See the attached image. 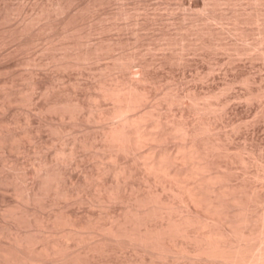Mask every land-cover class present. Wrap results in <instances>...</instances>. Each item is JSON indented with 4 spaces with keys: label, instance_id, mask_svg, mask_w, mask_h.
Instances as JSON below:
<instances>
[{
    "label": "bare ground",
    "instance_id": "6f19581e",
    "mask_svg": "<svg viewBox=\"0 0 264 264\" xmlns=\"http://www.w3.org/2000/svg\"><path fill=\"white\" fill-rule=\"evenodd\" d=\"M42 8L31 19L34 24L50 11H61L63 4L61 0L56 1L50 7L52 10L46 6L49 12ZM8 11H1L0 20L7 17ZM23 31L19 27L5 38H18ZM2 39L0 44L7 42ZM78 42L60 46L65 51L60 52L59 56H63L58 59L57 54H51L56 57L54 61L63 67H75L72 65H80L111 49V45H100L102 41L94 47ZM125 55L116 56L108 68V77L104 75L106 71H100V76L94 77L96 83L86 92L59 89L60 92L52 94L50 87L54 86L33 73L22 80L23 87L18 86L15 79L0 82V107L4 110L16 103L25 106L40 93L45 99L34 103L35 108L41 114L59 117L58 122H39L52 132L49 143L55 144L54 154L48 153L42 144L29 161H19V156L17 159L12 155L2 157L5 152L1 154L0 264H117L108 256L123 247L131 248L130 259L140 264H264L263 192L259 193L261 189L254 184L246 186L249 184L245 181L232 182V176L226 175L230 166L215 158L231 147L226 146L228 142L224 143L219 125L214 124L209 114L213 103L210 100L217 94L211 89L208 92L192 89L184 94L190 100L188 108L181 109L179 115L176 113L178 117L164 115L159 108L157 110L161 102L154 100L161 98L174 106L184 97L183 93H173L172 86L171 90L162 89L161 93L152 91L154 79L144 67L136 78L118 74V69L129 70L127 57L131 61L137 56L127 54L125 58ZM86 96L91 100L85 99ZM192 115L195 118H191ZM29 116L21 132L32 137L38 130ZM11 117L5 118L9 124ZM88 121L98 123V129H91ZM1 126L2 151L25 148L12 128ZM74 126H79L81 133L72 134L74 130L70 132V129ZM81 150L85 151L83 155L91 156L93 164L84 163L83 174L72 176L71 165L69 172L65 166L72 164ZM74 159L76 161V157ZM79 163L73 162L75 166ZM5 193L12 195L6 198ZM76 202L99 203V206L117 203L119 209H109L106 216L101 214L103 217L98 213L81 216L78 210L70 209L69 205ZM47 208H52V213ZM164 258L171 259L168 262ZM161 259L167 263H160Z\"/></svg>",
    "mask_w": 264,
    "mask_h": 264
},
{
    "label": "rangeland",
    "instance_id": "374dc122",
    "mask_svg": "<svg viewBox=\"0 0 264 264\" xmlns=\"http://www.w3.org/2000/svg\"><path fill=\"white\" fill-rule=\"evenodd\" d=\"M56 1L58 0H0L2 13L4 11L7 12L9 9L7 17L0 20V30L2 31H0V41L2 37L4 38L2 40L7 41L0 44L1 83L4 80L15 79V81L18 80V82L16 81L18 86L23 87L25 82L22 80H25L30 73H33L35 77L41 78L42 81L44 80V83L54 86V88L50 87V93L52 92V94L56 91L60 92L59 89H76L78 91L81 89V92H86L87 88L92 86L94 82L96 83L97 78L94 79V77H99L100 71H106L107 75H104L108 77L110 70L108 68L112 66L116 56H123L126 53L128 55H137L134 56L136 58H133V61H130L126 54L127 56L125 55L124 57H127L128 63L130 62L128 64V66L130 65L129 70L118 69L116 72L120 75L125 73L129 77L136 78L144 67V70L146 68L149 76L151 75L153 78L150 77L154 79V83L151 84L154 88H151L153 89L152 91L155 90L154 92L158 93L166 89H172V92L176 94L183 93L182 95L188 94L192 89L200 90L201 92H208L210 89L214 90L217 95H214L211 100L209 99L213 102L212 108L209 109L212 113L209 111V114H211V117L213 116L214 124L221 126H218L219 133L224 137L226 141L224 143L228 142L226 146H231L222 155H215V158L227 163V167L230 166L226 169V173L228 172L226 175L232 176L231 178L229 177L233 180L232 182L245 181V184H249L246 185L248 187L251 186L250 184H254L258 187V190L261 189L259 193L262 194L263 192L264 195V0H61L63 4L61 11H54L55 14L53 11H50L49 14L45 12L46 17L44 15L42 20L40 19L41 21L38 20V24L37 22L35 24L31 22V19L35 18L36 13L43 6L42 9H45L46 6L48 9L49 5L50 9ZM65 1L68 2L66 3ZM86 8L87 10H85ZM47 9L45 10L47 11ZM1 11L0 14L3 15ZM257 11L260 13L259 16ZM254 14L258 16V21L255 19ZM47 24L49 25L47 26ZM19 27L24 29L23 33H21L22 35H18V38H13L14 40L5 38L8 33L19 29ZM25 30L29 31L25 32ZM77 40L80 41L78 42ZM72 41L73 45H75V41L76 43L81 42L84 44H82L83 46L87 47H94L102 41L100 45H111V49H106L107 52L104 50L103 54L100 53V55L98 54L99 56H95L94 59L83 62L80 65H72L75 67L60 66L61 64L55 62L56 57L58 59L63 56H59L60 52L63 50L61 53L63 54L65 51L60 46L70 45ZM53 47L54 49H52ZM51 54H57V56L55 55L56 57L53 58ZM248 86L250 87L247 88ZM185 95L182 98L184 101L180 98L182 101L178 99L174 106L166 104V101L164 102L163 99L162 101L161 98L154 100L158 104L161 102L160 106L162 105L161 108L158 105L157 110L159 108L158 111H161L160 113L162 114L165 113L164 115L178 117L180 110L186 109L185 107L188 108V104H190V100ZM44 99L45 96L36 93L33 98L35 101L31 100L33 102H27L25 106L24 103H13L15 106L11 105L10 109L4 110L3 107H0V126L2 125L1 127L5 129L12 128L17 137L21 138L19 141L25 145V148H18V150L20 149L19 151L17 148L9 150L10 152L0 149V157L5 152L2 157L12 155L11 157L16 158L19 156V161H22V159L29 161L32 157H35L36 148L41 144L45 145L46 150H49L47 151L48 153L54 154L55 144L49 143L52 138V132L47 128L48 126L45 128V126L41 127L40 125L42 121L43 123L49 121L58 122L59 117L57 115L55 117V114L51 113H39L37 108H35L36 102H41ZM85 99L89 100L90 98L86 96ZM5 115L8 117L12 116L10 124L5 119ZM28 115H30L29 119L34 120L33 126L38 130L37 133L35 132V136L32 137L21 132V126L28 120ZM192 117L195 118L194 115ZM15 119L16 122L14 121ZM39 122H41L40 125ZM88 124L93 130L98 127V123L95 122H91V124L89 122ZM70 132L72 134L74 132L81 133V129H79V126H74L70 129ZM84 152L82 150L78 151V155L74 156L76 161L81 163L80 166H78L80 163L77 166L74 165L77 163L73 164V162H76L74 158L71 161L72 164H66L67 171L71 165L69 168L71 172H68L72 176L83 174L84 166H92L93 160L89 158L91 156L83 155ZM224 154L226 155L224 156ZM247 159L250 160L248 161ZM243 160L248 163H245L246 161L243 162ZM158 187L160 186L158 185ZM11 195V193H7V195L5 193L6 198H10ZM84 204L76 202L69 206H72L70 209L78 210L81 216H88L91 213L105 215L108 213L107 210L110 212L109 209H119V207L117 209V206H119L117 203L115 205L108 204L110 207L107 204H100L99 206V203L94 205ZM49 210L46 211L49 212ZM52 210L51 208L50 212ZM123 249L124 247L120 248V251L118 249L115 252L116 254L112 253L108 256L112 261H117L113 263L125 264L127 261V263L129 262L128 264H140L135 259V256L133 257L135 260L132 259V261L130 259L129 254L133 251L131 248ZM124 253H127V257ZM113 254L116 256L114 257ZM119 254L120 256H118ZM104 257L102 258L104 259ZM170 259L167 258L165 260L169 262ZM165 260L161 259L159 261H162L160 263H167Z\"/></svg>",
    "mask_w": 264,
    "mask_h": 264
}]
</instances>
